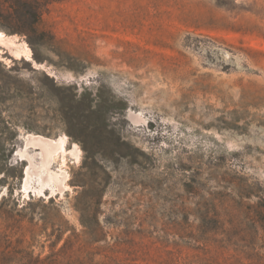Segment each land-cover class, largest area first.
Here are the masks:
<instances>
[{"label":"rangeland","instance_id":"obj_1","mask_svg":"<svg viewBox=\"0 0 264 264\" xmlns=\"http://www.w3.org/2000/svg\"><path fill=\"white\" fill-rule=\"evenodd\" d=\"M263 202L264 0H0V264H248Z\"/></svg>","mask_w":264,"mask_h":264},{"label":"trees","instance_id":"obj_2","mask_svg":"<svg viewBox=\"0 0 264 264\" xmlns=\"http://www.w3.org/2000/svg\"><path fill=\"white\" fill-rule=\"evenodd\" d=\"M264 203V202H263ZM246 219L252 229V233L256 234V238L251 242H246L241 240L242 244L236 246L237 255L241 259L248 262V264H264V204L262 206H250L246 207ZM201 222L195 228L190 225L187 221V216L191 215L189 209L181 208L176 212L177 220L173 222V237L177 238V241H174V246L183 249H194L202 250L199 247L201 243H207L205 239V234L207 232L213 233L214 228H207L209 223L214 225H221L219 220L220 216L217 212L213 210H205L202 208H196L193 212ZM206 225V226H205ZM245 226H247L245 224ZM220 230L222 234H226V230H222L221 227L216 228ZM251 230V229H250ZM243 233H246V230H242ZM140 235L142 232L137 231ZM144 233V232H143ZM195 245H198L195 247ZM73 242L66 241L58 252L51 253L49 256L41 259L39 257L34 258L32 255L28 254V260L25 264H106V261H95L94 255L90 252L87 253L85 257H75L70 254L72 251ZM182 252H178L176 256L170 259L167 264H207L203 262L206 259H200V262H193L188 257H182ZM126 264H136L134 261Z\"/></svg>","mask_w":264,"mask_h":264},{"label":"bare ground","instance_id":"obj_3","mask_svg":"<svg viewBox=\"0 0 264 264\" xmlns=\"http://www.w3.org/2000/svg\"><path fill=\"white\" fill-rule=\"evenodd\" d=\"M33 146H36L40 150L41 155L44 159V166H47V160L52 155L55 149V144L52 141H45L42 139L32 140ZM29 175V171L26 170V176Z\"/></svg>","mask_w":264,"mask_h":264}]
</instances>
